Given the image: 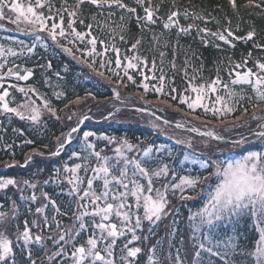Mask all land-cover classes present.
I'll use <instances>...</instances> for the list:
<instances>
[{"label": "trees", "instance_id": "trees-1", "mask_svg": "<svg viewBox=\"0 0 264 264\" xmlns=\"http://www.w3.org/2000/svg\"><path fill=\"white\" fill-rule=\"evenodd\" d=\"M27 1L35 8L36 0ZM76 2L77 0H41L44 6L35 8L38 13H42L45 17L47 28L50 29L51 25L55 23L64 29L65 35L63 37L57 36V41H53L48 36L47 31H39V25L32 31L28 30L31 26L17 25L16 28L19 32L14 35L17 40H20V44L29 48L31 46L33 49V55L28 60H18V62L33 69L34 78L37 79L35 84L37 89L45 95L48 92L46 81H49V83L52 81L55 85L60 84L64 89L61 97L52 98L53 100L49 101L51 106L57 110L55 116L52 114L48 116L47 113L43 114L42 110L40 121L33 123L30 120H21L12 113H9V115L4 114L3 134H0V177L13 178L20 182L17 185L18 188L10 185L5 189H0V203L6 209L4 212L8 211L10 214L13 202H15L17 208L15 219L10 218L8 234L14 239L12 233L15 232L17 227L22 231L24 223L28 219L27 215L31 217L32 220H29L28 224L32 233L44 237L41 244L32 243L29 245L32 251V260H35L36 264H53L49 257L57 248L53 243L56 235H53L49 228L43 226L44 220L41 221L42 218L36 217L34 207L29 209V205H27L24 209V202L20 196L21 187L24 186L23 181L28 180L35 183L37 185L35 190L47 192L49 197L56 201L61 212L67 213V216H58V219L64 224L70 222V217L76 205L74 198L68 193L70 186L64 178L67 174L64 173L63 169L66 163L69 166L78 163L77 158H70V153L73 150L76 151V143L82 138L83 133L89 131L97 134V136L110 137L113 139V144H119L121 141L127 140L135 146L133 148L136 149L133 154L135 157L140 155L142 157L143 150L151 146L153 149L151 166L155 167L157 163H165L171 169L177 167L172 155L155 153L158 144L167 142L165 135L161 134L162 132L159 130L137 122V117H160L164 120L163 118L167 116L166 118L173 122L182 121L183 124L191 123L192 126L203 124L207 128L213 129L215 135L223 139L216 140L207 136L209 138L208 155L212 158L217 156L214 152H218L222 147L232 146L230 143L232 138L239 134L245 136L249 133L250 128L255 129L257 124L260 123L258 117L257 120L251 119V113L254 109L247 97H252L254 103L255 93L247 85L234 86L237 91L243 87L244 99L235 105L236 110L233 113L221 118L214 116L211 111L206 113L203 107H197L193 112L187 107V103L194 101L197 96V93L189 87L190 83L193 86L207 85L217 75H219L222 82L229 83L230 79L235 78L236 72H245L249 69L259 72L256 67L257 62L264 63V10L255 7H243L247 0H236L238 9L235 12L228 0H151L154 9L157 6L159 7V11L156 12L159 19L155 24H146L145 21L141 20L138 25L136 15L144 17L145 13L143 7L137 5L135 0H123V2L128 4L129 7H135L137 9L136 15L116 7L111 9L107 7L97 8L88 3L82 5L80 9H75ZM256 2L259 3L260 0H256ZM147 6L148 3L145 0L144 7ZM65 8L68 11L76 10L77 16L70 18L68 12L64 11ZM177 9L181 13L178 17L181 26L194 25L187 34L177 35L175 27L168 30L163 28V23L167 20L169 13ZM9 10L8 7L3 9L4 13ZM185 10L190 14L187 19L183 16ZM109 12H113L114 15L109 16ZM192 13L204 16L205 19L195 20L192 18ZM50 16L53 17L52 21ZM61 16H63V20H61ZM121 16H124L123 21L120 19ZM225 17H227V20H231L230 25ZM70 19L74 21L71 28L69 27ZM81 20H83V23L80 22ZM4 23L8 24L7 22ZM89 24L92 25L91 28L88 27ZM121 24L124 25L123 31L119 27ZM204 27L213 32L230 27L236 37H244L248 31L254 29L256 35L252 40H237L229 37L231 44H225L223 41L207 36L206 39L209 40V43L205 46L201 41V36L204 34H198L197 32V28ZM73 29L75 32L83 33V38L77 37ZM57 32H59V28ZM37 35L41 37L39 41L36 40ZM121 35L125 38L123 41L120 39ZM225 35L227 34L225 33ZM154 36L159 37L158 43L154 41ZM93 38L97 41L95 51L89 43ZM136 39H140L141 43L135 50H131V45ZM100 41H103V43H100ZM255 44H260L262 47L257 48L254 46ZM216 45H219V47H216ZM64 47L70 48L73 55L65 52ZM114 49H119V52ZM27 52L28 50L24 53ZM161 52L165 54L163 57L160 56ZM249 53H251V56H249ZM73 56L77 58H73ZM134 56H139L141 59H132L131 62L136 64V67L126 69L125 66L129 59ZM117 57L121 60L122 66L120 68L116 67ZM186 60L187 64L185 63ZM245 60H247L246 64L244 63ZM101 62L104 63L103 68ZM173 63H175V68L172 66ZM49 64L51 67H48ZM88 64H94L97 71L103 72L104 75H98L96 71L88 67ZM236 64H241V67L236 68ZM125 71H127V75H125ZM161 75L165 79L163 90L158 94L155 89L161 85ZM129 76L132 77V80L128 79ZM142 84L149 86L147 92L140 86ZM57 88L58 86L55 89ZM117 92L119 93L118 97L115 94ZM15 95L17 96V94L11 92L6 98L10 107L13 108L17 106V102L26 100V98H17ZM217 95L226 98V93L222 87L218 86L216 93L206 90L201 103L207 104L210 108L213 106L218 107L216 103ZM182 96L187 98V103L180 102ZM78 97L80 101L91 100V102H88L91 108L89 112L91 119L85 120L79 129L73 132L71 136L73 140L66 144L59 155L52 156L50 153L57 149V137L66 134L70 124L78 123L79 117L84 114L83 107H81V111H76L71 123L61 116V108L70 101H76ZM92 101L101 103L99 106H93ZM121 104H126L129 107L121 106ZM144 105L150 106L151 109H143L142 106ZM71 107L74 113L76 109L72 105ZM113 108L115 111L109 114ZM244 108L248 109L247 114H244ZM261 113L264 114V112ZM257 114H260V112L258 111ZM194 117H199V119ZM237 117L241 119L237 120ZM245 121L248 123L245 124ZM173 125L169 126L175 128ZM187 130H189V127L182 131L188 132ZM202 137L205 138L204 135ZM253 138L255 137H247L248 142L246 144L232 148L229 151H236L239 156L247 151L264 150L262 141ZM29 140L33 143H26ZM181 141L186 144V148L191 149L192 147L198 153H201L204 149V145L197 139V136L194 140ZM189 141H191V147L188 146ZM107 146V142L104 141L100 145L102 148L105 147L103 149L105 151L110 150ZM183 146L180 145L179 150H182ZM34 148L38 152H42L43 155L32 154L29 163L25 164L26 155L32 153ZM173 149L178 151L176 147H173ZM176 158L178 159V155ZM13 160L18 162L17 166H4L5 162L11 165ZM19 165H23V167ZM187 166L188 164L185 163V168ZM188 168H190L193 175L208 174L207 170L200 169L196 165L188 166ZM58 171L59 175H57ZM186 171L187 169H181L183 173ZM81 173L83 174V172ZM171 179L170 171L169 176L166 179L157 181L155 186L160 187L162 183L169 182ZM44 181L49 182L44 183ZM199 190L201 193H199ZM207 191L206 188L199 185L193 191H185L184 195L186 197L191 196L193 198L184 200L180 199L178 191L174 195L169 191L167 215L162 217L156 225L151 226V233L147 221L144 222V227L137 232L142 238L131 246L141 247L142 252L135 258L134 264H147L148 249L153 246L156 248L157 257L161 260L167 257L169 253L174 258L177 255V250H179L185 264H191L194 249L192 247L189 215L203 206L207 199ZM26 202L27 199H25ZM23 216L24 218H22ZM34 218L37 219L39 226H32ZM223 224L215 230L216 239H220L221 236L225 239L232 237L238 239L241 248L245 250L252 249L253 242L257 237L255 228L248 218L225 220ZM144 236L148 238L145 240L143 239ZM130 238L131 235L128 234L118 240L115 249L118 261L121 256V248ZM70 247L71 245H67V250ZM14 250L16 264H31L26 251L20 248ZM220 251L223 252L224 250L221 248ZM54 259L55 264H69L67 256L55 257ZM200 259L203 264H225L219 257H213L207 252L202 253ZM227 259L231 264H251V258L239 255L233 257L231 252H229Z\"/></svg>", "mask_w": 264, "mask_h": 264}, {"label": "snow or ice", "instance_id": "snow-or-ice-1", "mask_svg": "<svg viewBox=\"0 0 264 264\" xmlns=\"http://www.w3.org/2000/svg\"><path fill=\"white\" fill-rule=\"evenodd\" d=\"M228 2L233 11H237L238 5L236 0H228ZM85 3L94 5L97 8L107 7L111 9L112 7H116L133 15L137 14V9L135 7H129L123 0H77L75 9H80ZM135 3L143 7L145 13L144 17L136 15L138 25L141 20L145 21L146 24H155L157 19H159L156 16L159 7L157 6L154 9L151 0H147V7H144L145 0H135ZM43 6L41 0H36L35 8ZM5 7L10 8L11 13L15 14L14 18L12 16L7 17L13 24L19 25L20 23H24L30 25L29 31L36 29V26L39 25L38 30L47 31L48 36L53 41H57V36L63 37L65 35V31L60 25L53 23L50 29L47 28L45 17L42 13H38L31 4L24 6L17 2V0H0V20L5 19V13L3 11ZM243 7H255L264 10V0H260L259 3L256 0H247ZM64 11L68 12L70 18L77 16L76 10L68 11L65 8ZM112 15L114 13L109 12V16ZM180 15L181 13L178 9L171 11L167 16V20L163 23V28L168 30L175 27L177 29V35L189 33L194 25L189 24L187 27L181 26L178 19ZM189 15L187 10L183 12V16L186 19ZM191 15L195 20L205 19L204 16L195 13ZM60 18L63 20V16ZM120 19L123 21L124 16H121ZM225 19L227 20V17ZM80 22L83 23V20ZM227 22L229 25L231 24V20H227ZM73 23L74 21L70 19V28ZM88 27L91 28L92 25L89 24ZM119 27L122 31L124 30L123 24L119 25ZM58 28L59 32H57ZM73 32L77 37L83 38V33L75 32L74 29ZM197 32L198 34H204L201 36V41L205 46L209 43V40L206 39L207 36L214 37L219 41H223L225 44H231V41L228 39L229 37L237 40H252L256 35L253 29L248 31L244 37H236L230 27H225L222 31L218 29L214 32L210 31L207 27L197 28ZM40 39L41 37L37 35L36 40L39 41ZM120 39L123 41L125 38L121 35ZM153 39L155 42H159V37L154 36ZM89 43L93 46V51H95L96 39L93 38ZM100 43H103V41H100ZM140 43L141 40L136 39L131 45V50H135ZM254 46L257 48L262 47L260 44H255ZM216 47H219V45H216ZM63 50L69 55H73L70 48L64 47ZM114 50L119 52V49ZM28 51L31 52L32 48H29ZM16 55L17 53L13 49L0 47V57L6 58ZM164 55L163 52L160 53L161 57ZM249 56H251V53H249ZM73 58L77 57L73 56ZM132 59L140 60L141 58L139 56L130 58L125 66L126 69L136 67V64L131 62ZM185 63L187 64V60ZM244 63L246 64L247 60ZM121 66V60L117 57L116 67L120 68ZM172 66L175 68V63ZM3 67L4 65L0 64V69ZM48 67H51V65L49 64ZM88 67L96 71L98 75H104L103 72L97 71L94 64H88ZM101 67H104L103 62H101ZM235 67L240 68L241 64H236ZM256 67L259 72H254L251 69L245 72H236L235 78L230 79L229 83L222 82L219 75L207 85L193 86L190 83L189 87H191V90L197 93L196 99L191 103H187V98L182 96L180 102L187 103V107L193 112L197 107H203L206 113L211 111L214 116L221 118L233 113L236 110L235 105L244 99L243 87L237 91L234 86L247 85L255 93L254 103L252 102V97L249 96L247 99L254 109L251 113V119L257 120V112H264V107H262L264 106V63L257 62ZM31 75V70L26 69L24 74L21 75L20 72L9 68L6 73H0V81H3L6 76L15 77L17 80H28ZM57 75L59 74L57 73ZM125 75H127V71H125ZM128 79L132 80V77L129 76ZM164 79L165 77L161 75V85L155 89L158 94L163 90ZM140 86L144 88L145 92L149 90L147 84ZM218 86L222 87L226 93V98L217 95L216 103L220 104V107L213 106L210 108L207 104H202L201 101L204 98L203 94L205 91L209 90L212 93H216ZM9 87L16 88L17 86L12 84ZM18 91L25 94L26 100L18 107H10L6 99L9 96L8 88L3 87V84L0 83V110L4 113L15 114L21 120H30L33 123L40 121L41 107L53 116L56 115L57 110L51 106L46 98L39 97L37 94V98L40 100V104L38 105L36 100L28 96L29 92L36 94L35 88H18ZM115 94L117 97L119 96L118 92ZM56 95L59 98L61 93H56ZM79 102V97L76 101H70V103ZM21 108L25 111H21ZM247 112L248 109L244 108V114H247ZM57 118L59 119V117ZM71 118V116L68 117L69 120ZM194 118L199 119V117ZM87 119L88 117L85 115L80 118L78 123H83ZM240 119V117H237V120ZM260 120L264 121V115L260 116ZM247 123L245 121V124ZM176 127L180 128L183 125L177 123ZM76 130V128H72L71 132L57 137V149L50 153V155H59L64 145L70 142L71 133ZM189 130L192 132L198 131L196 128ZM249 134L257 140L264 141V122L258 123L255 129L250 128ZM92 135L90 132H85L83 136L84 147L82 151L86 152V155H81L80 152L76 151L72 152V157L82 162L75 163L71 166L67 163L64 165L63 171L67 174L64 178L70 186L68 193L74 198L76 205L70 217V222L64 224L61 220L57 219V216H67V213L61 212L56 201L51 199L47 192H41L43 199L47 203L36 208V213L38 214H44L49 204L55 210L52 220L56 224L57 239L53 240V243L57 246L58 250L49 257V260H52L53 264H55V257H63L68 254L66 245H71L73 249L70 254L72 264H134L135 258L142 252L141 247L131 246L134 242L142 238L137 232L144 227V222L147 221L150 226L149 232L151 233V226L156 225L157 222L161 221L162 217L167 215L169 191L173 195L179 191L180 199L182 200L192 199L193 197L191 196L186 197L184 192L186 189L195 190L198 185H205L210 191H207V199L203 206L189 215L192 233L191 240L193 242L192 247L194 249L191 264H203L200 257L204 252L210 253L213 257H219L225 264H231L227 259L229 252L233 254V257L239 255L245 258H251V264H264V150L247 151L238 158L200 160L201 168L208 171L206 176L185 175L179 177V182H175L176 172L170 170L168 164L157 163L155 167L151 166L153 161L151 157L153 149L151 147L143 150L141 158H130L125 154V149L130 152L135 146L127 140H123L120 146L114 149L115 157H111L102 154L103 150H95V145L88 140ZM201 135L216 140L223 139L211 131L201 133ZM101 138L108 140L109 143L112 142V138L110 137ZM247 142V137L241 135L239 139L232 140L230 143L235 148ZM26 143L32 144L33 141L29 140ZM177 143L184 142L178 140ZM188 146L191 147V141L188 142ZM45 147L47 146L45 145ZM155 151L159 152L160 148H156ZM32 154L43 155L42 152H38L34 148L32 153L26 155L25 164L29 163ZM92 157L95 158V163H92ZM17 164L18 162L13 160L11 165L5 162L4 166L13 167L17 166ZM19 166L23 167V165ZM170 171L173 180L162 183L160 187H156V182L161 179H166ZM81 172H83V175H81ZM57 175H59V171ZM48 182L44 181V183ZM19 183V181L13 178L0 177V189H5L10 185L16 186ZM23 184L32 189L37 187L35 183H31L28 180H24ZM97 184H99V187H97ZM21 198L30 199L33 202L37 200L35 192L31 197L22 196ZM16 213L17 208L15 202H13L10 214L0 211V264H16V253L14 250L16 248L26 251L27 258L31 260V264H36V261L32 260V251L29 245L32 243L41 244L44 237L40 234L34 235L26 220L23 230L21 231L17 227L15 232L12 233L14 239L11 238L8 234L9 223L10 218L15 219ZM239 218H250L253 222L257 238L254 240L251 250L241 248L238 239L229 237L225 242L216 239L214 235L219 222L226 219L236 220ZM32 226L36 227L39 225L37 221L33 220ZM43 226L49 229L51 228L47 215L44 216ZM89 228L91 229L90 232ZM83 233H88L87 238L83 243L77 245L76 241ZM128 234L131 235V238L121 248V256L118 261L115 251L117 242L120 238L126 237ZM147 238V236L143 237L145 240ZM221 247L224 248L223 252L220 251ZM169 262L170 264H185V261L179 254V250H177V255L174 258L169 253L167 257L161 260L157 257L155 246L148 249L147 264H169Z\"/></svg>", "mask_w": 264, "mask_h": 264}, {"label": "rangeland", "instance_id": "rangeland-1", "mask_svg": "<svg viewBox=\"0 0 264 264\" xmlns=\"http://www.w3.org/2000/svg\"><path fill=\"white\" fill-rule=\"evenodd\" d=\"M17 2L21 3L24 6L29 5V3H27L28 2L27 0H17ZM8 16H12L14 18L15 14L11 13L10 10L9 11H5V19H3V21L0 20V47H3L4 49L11 48L17 53V55L16 56H8L6 58L5 57H0V64L4 65V67L2 69H0V73H6L9 68H13L14 71H18V72H20L21 75H23L25 70L26 69H30V67H25L24 65L19 64L18 60H25V59L28 60L33 55V49H32L31 52L28 51L27 53H24L25 51H27L29 49V47H26L25 45L20 44L19 43L20 40H17L16 36H14L16 33L18 34L19 30L16 28L17 24H13V23H11L9 21V19L7 18ZM50 19L52 21L53 17L50 16ZM4 22H7L8 24H5ZM19 25L27 26V27L30 26V25H26L24 23H20ZM30 48H31V46H30ZM75 60H77V59H75ZM13 79H15V77L6 76L3 81H0V83L3 84V87L8 88V91L10 93L12 92L13 94H17V96L15 95V97L21 98V99H24L26 97H25L24 93L18 91V88H25V89H27L29 87L35 88L36 89V94L29 92L28 96L31 97L32 99L36 100L38 105L40 104V100L37 98V94H38L39 97H43V98H46L48 101H51V100H53L52 98H54V99L57 98L56 93H61V95L59 96V97H61L62 93H63V90H64L63 87H61L60 84L55 85V83H53L52 81H51V83H49V81H46L45 83L47 85L48 92H46V94L44 95L42 93V91L38 90L36 85H35L37 83L36 82L37 81L36 78L31 79L29 81V83H27V84L26 83L22 84V83H18V82L16 83L15 81H13ZM12 84H15L17 87L16 88L9 87V85H12ZM57 86H58V88L55 89ZM52 89H55V90L53 91ZM51 91H53V92H51ZM89 101L91 102V100H89ZM89 101L85 99L84 101L82 100L79 103H70V102H68L67 104H65V105H67V107H65V105H64L61 108V110H60V112L62 113L61 116H63L64 119L68 120L71 123L73 121V119H74V116L76 115V111L80 112L81 111V107H83L84 114L82 116H80L79 118H82L83 116L86 115L88 117V119L89 118L91 119V117L89 115V112L91 110L90 106L88 105ZM202 101H203V99H202ZM24 102L25 101L17 102L16 103L17 104L16 107H18L19 105H21ZM100 103L97 102V101H92V105L93 106H99ZM71 105L73 107H75V109H76L74 111L75 115H73V108L71 107ZM121 106L129 107L126 104H121ZM142 107H143V109H151V107L147 106V105H144ZM218 107H220V104H218ZM20 110L21 111H25L22 108ZM42 110H43V114L47 113L48 116L51 115V113L48 112L43 107H41V111ZM114 111H115L114 108L111 109L109 114L113 113ZM142 111H144V110H142ZM0 112H3V111L0 110ZM262 115H264V114L261 113V112H260V114H257L258 121L260 123L264 122V121H260V116H262ZM69 116L72 117L70 120L68 119ZM166 117L163 118V119L168 121L169 123L164 121V120H162L160 117L159 118H157V117L154 118V117H149V116L137 117V122H139L141 124H145V125L153 128V129H155V130H159L160 132H162L161 134L165 135V139H167V142L163 143V144H158L156 146V148H160V151L159 152H155V153H160L161 155H162V153L171 154L172 155V157L174 158V162L177 164V167L170 169V170H174L176 172L175 182H179V177L180 176H185V175L197 176V175L191 174L190 168H188V166L196 165L198 168L203 169L200 166V163H199L200 160H209V159L224 160V159H228V158H238L240 156V155L239 156L237 155L236 151H229L230 149L233 148L232 146L229 145L228 147H222L221 149H219L220 151L218 150V152H214V153L217 154V156L212 158L211 156L208 155L209 154L208 153L209 152V145H208L209 144V138L207 136H205V138H203L202 137L203 135H201V133L211 131V132H213L215 134V131L213 129H209L206 126H204L203 124L197 125V126L196 125L192 126L191 123H184L183 124L182 121L173 122V121H170L169 118H166ZM177 123L182 124L183 127H180V128L176 127ZM78 124L79 123L70 124V128L68 129V131L71 130L72 128H75L76 126H78ZM172 124H174L173 126H175L176 129L169 126V125H172ZM188 127H189V129L196 128V129H198V131H196V132L190 131L192 134L189 132V130H187L188 132L182 131V130L188 129ZM87 132H89V131H87ZM92 134L93 135L90 136L88 138V140H89L90 143L95 145V150L96 151H101V150L105 149V147L102 148V147H100V145H101V143L103 141L105 143L107 142V144H108L107 147H109L110 150H108V151L103 150L102 154L114 157L115 156L114 149L119 147L120 143L119 144H113V139H112V142L109 143L108 140L102 139L101 136H97V134H95V133H92ZM241 135L242 134H239V135L235 136L234 138L231 139V141L239 139ZM249 135H250L249 133L245 134L246 137L252 136V135H250V136ZM83 136H84V133L82 135V138H80L78 140V142L76 143V152H80L81 155H86L87 153L82 151V149L84 147V145H83ZM195 136H197V139L202 142V145H204V149L202 150L201 153H198V151L196 149L192 148V147H191V149L186 148V146H185L186 144L185 143H177L178 140L179 141H181V140L188 141L190 139L194 140ZM253 139H256V138H253ZM71 140H73V139H71ZM69 143H67V144H69ZM262 143L264 144V141H262ZM180 145H184L183 146L184 148L182 150H179V146ZM173 147H176L178 151L173 149ZM135 150L136 149H133L132 151L129 152V151H127L125 149V154L128 157H130V158H137V159L141 158V155L139 157H135L133 155L135 153ZM72 152H74V150ZM177 155H178V159L176 158ZM70 157H72V153H70ZM91 159H92V162L95 163V158L92 157ZM77 160H78V163L82 162L79 159H77ZM185 163L188 164V166L186 168H185ZM162 164H165V163H162ZM181 169H187V171L185 173H183V172H181ZM81 175H83V174L81 173ZM205 175L206 174L200 175V176L203 177ZM172 179H173V177H172ZM172 179L170 181H172ZM201 186L206 188L205 185H201ZM16 187L18 188L17 185H16ZM26 187H27V185L26 186L24 185L23 187H21L22 188V192L20 193V196L21 197L22 196L23 197H31L33 195V193L35 192V195L37 196V200L35 202H33L30 199H27V202L25 203V199H23L24 206H25L24 209L26 208L27 205H29V209L34 207V213H35L36 217H39V219L42 218L41 221H43L44 220V216L47 215L49 223L51 224L50 231H51V233L53 235L54 234L56 235V224L52 220V217L55 214V210L49 204L48 207L45 209V213L44 214L36 213V208L43 206L44 204L47 203V201H45L43 199V196L41 195L40 191L32 189V188H26ZM97 187H99V184H97ZM197 187H199V185ZM206 189L208 191H210V189H208V188H206ZM27 190H28V192H27ZM185 191H193V190L186 189ZM199 193H201L200 190H199ZM178 195H180L179 191H178ZM21 201H22V199H21ZM5 210L6 209H4L3 205L0 203V211L4 212ZM141 211H142V209H141ZM6 213H8V211ZM27 217H28L27 221L32 220V219H30L31 217H29L28 215H27ZM22 218H24V216ZM35 218H34V220L36 221L37 219H35ZM57 219H58V216H57ZM248 219L253 225V222L251 221V219L250 218H248ZM224 222H225V220L222 221V222H219L218 226H220ZM65 223L68 224L69 222H65ZM223 225H225V224H223ZM90 231H91V229L89 228V232ZM87 235H88V233L81 234V236L76 241L77 245L83 243L86 240ZM55 239H57V236H56V238H54V240ZM219 240H223V241L226 242L228 239H225L224 237L221 236ZM47 243H48V241H47ZM221 248L224 250L223 247H221ZM57 250L58 249L56 248V250L53 251V253L56 252ZM72 250H73L72 247H70V249L67 250L68 254L66 256L69 259V264H72V260L70 258V254H71ZM181 258L183 259L182 256H181Z\"/></svg>", "mask_w": 264, "mask_h": 264}, {"label": "flooded vegetation", "instance_id": "flooded-vegetation-1", "mask_svg": "<svg viewBox=\"0 0 264 264\" xmlns=\"http://www.w3.org/2000/svg\"><path fill=\"white\" fill-rule=\"evenodd\" d=\"M13 81H15L17 83L19 80L13 79ZM4 114L9 115V113H4V112L0 113V119H1V123H0V134H3L2 127H3V122H4ZM65 146H66V144H65Z\"/></svg>", "mask_w": 264, "mask_h": 264}, {"label": "water", "instance_id": "water-1", "mask_svg": "<svg viewBox=\"0 0 264 264\" xmlns=\"http://www.w3.org/2000/svg\"><path fill=\"white\" fill-rule=\"evenodd\" d=\"M31 72H32V75L29 77V79L33 76V74H34V72L31 70ZM25 81H27V80H22V82H25ZM0 123H1V119H0Z\"/></svg>", "mask_w": 264, "mask_h": 264}]
</instances>
